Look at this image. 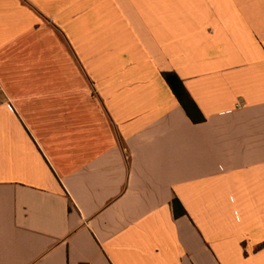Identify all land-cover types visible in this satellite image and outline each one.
I'll return each mask as SVG.
<instances>
[{"label":"crops","instance_id":"1","mask_svg":"<svg viewBox=\"0 0 264 264\" xmlns=\"http://www.w3.org/2000/svg\"><path fill=\"white\" fill-rule=\"evenodd\" d=\"M0 89V264H264V0H0Z\"/></svg>","mask_w":264,"mask_h":264},{"label":"trees","instance_id":"2","mask_svg":"<svg viewBox=\"0 0 264 264\" xmlns=\"http://www.w3.org/2000/svg\"><path fill=\"white\" fill-rule=\"evenodd\" d=\"M165 78L189 117L195 123L204 122L205 118L203 117L200 109L191 95L187 92L183 82L179 79V77H177L175 74H165ZM173 208L176 217H183L187 215L185 208L178 199L174 200Z\"/></svg>","mask_w":264,"mask_h":264},{"label":"built area","instance_id":"3","mask_svg":"<svg viewBox=\"0 0 264 264\" xmlns=\"http://www.w3.org/2000/svg\"><path fill=\"white\" fill-rule=\"evenodd\" d=\"M0 93H1V89H0Z\"/></svg>","mask_w":264,"mask_h":264}]
</instances>
